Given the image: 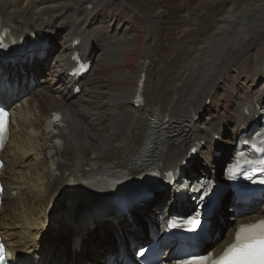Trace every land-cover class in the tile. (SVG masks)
Masks as SVG:
<instances>
[{
  "label": "bare ground",
  "instance_id": "6f19581e",
  "mask_svg": "<svg viewBox=\"0 0 264 264\" xmlns=\"http://www.w3.org/2000/svg\"><path fill=\"white\" fill-rule=\"evenodd\" d=\"M113 3L112 0H0L1 27L9 28L15 36L27 31L40 37L49 45L47 56L55 51L54 64L47 73L41 71L38 62L24 65L25 70L33 72L37 89L25 86L5 100L11 105V117L9 141L1 153L7 162L1 172L5 196L0 234L20 262L25 256L34 255L39 258L38 264H101L106 250L113 248V236L120 239L127 234L137 237L136 242H145V223L153 225L152 212L157 210L150 212L149 207L158 199L144 203L128 217L98 222L79 235V240L54 234L53 201L58 197L62 207V189L71 178L77 180L76 175L85 176L88 168L93 173L88 178L93 187L102 190L109 188L110 181L107 178L96 181L99 172L108 178L157 174L163 185L172 184L171 175L182 172L189 176L197 171L203 177L214 178L219 160L213 159L212 154L231 152L238 138L261 119L264 0H131L129 10L124 9L123 0L115 7L125 14L127 22L133 14L138 15V26L148 29L150 44L140 49L137 75L121 76L134 81L135 87L111 93L109 117L115 118V122L102 132L101 124L85 106L81 103L72 106L78 96L72 95L74 86H79L82 92L91 70L77 80L68 77V72L74 66L71 60L74 53L92 63L100 59L101 53L105 65L122 63L121 56L131 44L123 41L119 31H110L111 24L102 21L89 32L96 14ZM141 4L146 6L145 10L140 9ZM81 5L85 11L79 21ZM62 33L66 38L58 41ZM76 40L80 42L78 46H74ZM94 52L97 56L92 58ZM142 72L143 104L134 108L136 83ZM230 78L238 93L223 97L230 100L233 112L223 116L213 114L210 118L208 115L201 122L209 107L207 102L212 104L220 85ZM21 81L22 78L17 82L20 86ZM125 102H130L131 108L119 111ZM104 108L99 106V110ZM53 112H61L66 125L57 164L59 176L52 175L44 131ZM223 128L230 131L228 138H224ZM93 137L95 143L91 142ZM201 143L199 157L191 160L190 149ZM194 162L196 171H190ZM15 189H19V194L10 197L8 193ZM164 196L167 200L164 212L175 211L180 203L176 194L169 191ZM119 198L120 194L114 193L110 200ZM221 211H217V216L223 221ZM217 219H213V227L221 235L220 247L223 241L230 240L234 226L243 220L230 216L225 224ZM47 259L50 260L46 263Z\"/></svg>",
  "mask_w": 264,
  "mask_h": 264
},
{
  "label": "rangeland",
  "instance_id": "374dc122",
  "mask_svg": "<svg viewBox=\"0 0 264 264\" xmlns=\"http://www.w3.org/2000/svg\"><path fill=\"white\" fill-rule=\"evenodd\" d=\"M53 1H74V0H53ZM114 1L113 5L110 4L109 6L104 7L101 9L96 16L94 17V20L92 21V25L90 27L89 32L92 33V31L99 25L100 22L104 21L106 23L111 24V27L109 28L110 31H119V34L121 35L124 42H127L130 45V49L125 50L123 55L121 56L122 63L119 65L115 62L105 65L104 62H102L103 53L100 55V59L97 61H94L92 64L91 69V76L90 79H86L84 81L85 87L84 90L81 92L80 95L77 96V100L75 99L72 103L73 107H76L77 104L81 103L83 106L86 107L89 114L96 118V120L101 124L100 127H102V132L104 129H109L110 124L112 122H115V118L109 117V105L108 101L110 100V95L115 89L121 90V92L131 90L135 87L134 81L124 78L122 79L121 76L123 74L129 73L133 75H137V64L140 59V52L141 47L143 45H146L147 48L149 47L150 40L148 39L149 33L147 32L148 29L145 27L138 26L139 17L137 14H133V17L130 21L124 20V15L121 12V9H117L114 4L121 3L123 0H112ZM131 0H124L123 7L124 9H131L132 6L130 3ZM140 1V0H137ZM80 10L78 14L79 21H82V17L84 15V6H79ZM144 7V8H143ZM144 4L140 5V9L143 8L145 10ZM135 12H138L137 9H135ZM125 13V12H124ZM160 15L163 17V13L161 11L159 12ZM136 15V16H134ZM66 34L60 35L58 37V41H62ZM147 37V38H146ZM147 39V40H146ZM133 42V43H130ZM60 43V42H59ZM64 44V41L62 42ZM54 54V53H53ZM53 54L50 56V61L46 64V71L49 72V67L54 64L55 58L53 57ZM97 52H94L92 58L96 55ZM169 55L167 54L166 57ZM46 62V60H44ZM243 76L245 75V72L243 71ZM236 74L235 71L232 72V77H235ZM116 75V78H115ZM113 76V78H112ZM118 76V77H117ZM120 79V80H119ZM232 79L230 78L229 81H227L225 84H221L217 95H215V99L213 100L212 104L209 105V101L207 102V110L203 113V115L200 118L201 122H204L208 116L210 118L213 114H220L221 116L225 114H230L233 112V109L231 107V102L228 98L232 94H237L238 90L237 87L231 84ZM250 83V82H249ZM94 88H96V93ZM227 91V92H226ZM94 93L96 96H93ZM224 94V97H223ZM104 105V109L99 110V106ZM131 108L130 102H125V104L120 105L119 111L124 112L126 109ZM199 118V117H198ZM207 118V119H208ZM224 132L226 130V135L224 138H228L230 135V131L225 128L222 129ZM100 131V134L102 133ZM101 138V137H100ZM222 138V139H224ZM95 137L92 139V143H95ZM90 152H87V154ZM1 220V218H0ZM55 250V249H54ZM60 253V252H58Z\"/></svg>",
  "mask_w": 264,
  "mask_h": 264
},
{
  "label": "snow or ice",
  "instance_id": "6c2138e0",
  "mask_svg": "<svg viewBox=\"0 0 264 264\" xmlns=\"http://www.w3.org/2000/svg\"><path fill=\"white\" fill-rule=\"evenodd\" d=\"M53 119L59 121L58 116L54 115ZM7 123L8 113L0 110V146L5 139ZM257 150L264 152V143ZM245 163L251 165L253 162L245 161ZM260 163L264 165V160ZM237 167H239V162H237ZM246 178L251 179L250 176ZM259 182L264 184V179ZM198 222L196 217L189 221L192 224ZM5 259V247L0 244V264H5ZM182 264H264V219L237 224L231 234L230 242L219 254L214 255L212 251H209L184 260Z\"/></svg>",
  "mask_w": 264,
  "mask_h": 264
}]
</instances>
